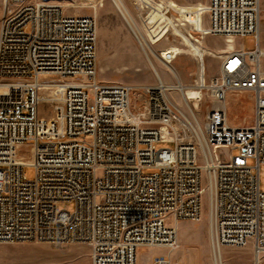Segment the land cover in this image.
Returning <instances> with one entry per match:
<instances>
[{
  "label": "built area",
  "instance_id": "2783aa9c",
  "mask_svg": "<svg viewBox=\"0 0 264 264\" xmlns=\"http://www.w3.org/2000/svg\"><path fill=\"white\" fill-rule=\"evenodd\" d=\"M127 10L148 55L175 38L202 51L183 27L239 43L210 60V74L201 57L192 84L179 80L167 49L154 56L169 64L171 82L155 71L150 85L101 81L94 15L1 0L0 243L85 244L91 264H136L139 247H160L152 264H178L170 252L180 246L179 222H199L206 210L215 264L225 248H250L251 264H264V0H130ZM242 91L253 93V118L234 126L228 95Z\"/></svg>",
  "mask_w": 264,
  "mask_h": 264
},
{
  "label": "rangeland",
  "instance_id": "374dc122",
  "mask_svg": "<svg viewBox=\"0 0 264 264\" xmlns=\"http://www.w3.org/2000/svg\"><path fill=\"white\" fill-rule=\"evenodd\" d=\"M56 2L64 7V11L68 14L94 15L97 23V42H96V65L97 78L101 81H111L125 83L132 86L150 85L156 83V76L153 71L160 73L168 82L172 78L166 73L168 66L164 64L148 49L149 55H145L144 51L135 39L131 27L133 24L127 22L112 0H45ZM130 0H122L124 5L129 8ZM163 3L174 2L178 6H188L206 0H160ZM140 2V0H136ZM136 25L139 28V24ZM260 39L264 44V19H261ZM189 31L194 38L195 43L200 47L204 45L202 51L197 50L187 40L185 45L180 39L175 38L176 42L171 40H162L156 43L152 48L154 53L158 50L170 49L172 47L180 48V52L175 54V60L172 66L176 69L180 66L183 71L184 81L179 80L183 84H192L196 78V74H191V66L196 63L194 55L197 56L198 62L200 58L205 59V71L210 74L211 67L209 62L221 55L226 50L227 44L222 38L206 36L202 37L196 32ZM238 41L231 43L233 48L237 47ZM246 49L254 47L252 36H247L242 40ZM187 44V45H186ZM191 49H187V46ZM191 51L192 53L188 52ZM146 51V50H145ZM205 51V54L204 52ZM206 52L208 54H206ZM218 53V55H214ZM157 55V54H156ZM158 56V55H157ZM195 56V57H196ZM151 57V58H150ZM153 65V67L151 66ZM198 65V64H197ZM187 94L192 98L196 93L189 89ZM209 102H205L196 107L203 113L208 107ZM228 120L234 124L245 125L250 123L253 118V93L242 91L228 95ZM167 146L158 144L157 147ZM168 146H173L169 144ZM236 153V150H232ZM251 162V161H250ZM249 162V163H250ZM24 173L31 179L34 175L32 166H25ZM259 184L264 190V162L259 166ZM207 206V198L204 196V207ZM57 208H67L71 210L73 203L70 201H59ZM178 236L180 246L170 252V256L178 264H214L213 256L209 246L208 238V217L206 210L203 218L199 222L182 221L178 224ZM166 250L160 247H139L137 249L136 264H151L153 257L165 253ZM223 264H251L252 251L250 248H226L222 250ZM0 264H91L89 258V250L85 244L79 243H36V242H15L0 244Z\"/></svg>",
  "mask_w": 264,
  "mask_h": 264
},
{
  "label": "crops",
  "instance_id": "0c3cea01",
  "mask_svg": "<svg viewBox=\"0 0 264 264\" xmlns=\"http://www.w3.org/2000/svg\"><path fill=\"white\" fill-rule=\"evenodd\" d=\"M113 1V3H114V5H115V7L117 8V10L119 11V13L121 14V16L125 19V20H128V10H127V7L124 5V3L122 2V0H112ZM0 2H1V0H0ZM173 6H178L176 3H174V2H170ZM158 4V3H157ZM159 21V23L162 25L163 24V22L164 21H162V19L160 18V16H157V14L155 13V12H152V14H151V21L152 22H154V21ZM262 29V28H261ZM261 46H262V48L264 49V44H263V42H261ZM149 48H150V50L152 51V48L149 46ZM166 50V49H165ZM167 50H169L171 53H172V55H175V54H177L178 52H180V48H178V47H172V48H170V49H167ZM164 51V50H163ZM204 52V54H205V51H203ZM154 53V52H153ZM206 54H208L207 52H206ZM154 55L155 56H157L155 53H154ZM171 55V56H172ZM214 55H218V53H214ZM194 56V55H193ZM158 57V56H157ZM194 59L196 60V63L198 64H193L192 66H191V70H192V72H191V74H194V73H197L198 74V71H199V62H198V58L197 57H195L194 56ZM209 64V66L211 67V71H213V69H212V64H211V62H209L208 63ZM168 67H169V64H166ZM180 66H182V65H179V67H177V69H178V74H179V77H180V80H183L184 81V76H183V71H182V68H180ZM158 74V73H157ZM196 74V75H197ZM182 81V82H183ZM194 81V80H193ZM185 82V81H184ZM229 121V120H228ZM229 123L231 124V125H234V126H239L238 124H234V123H232V122H230L229 121ZM0 244H2V243H0ZM141 248V247H140ZM226 249V248H225ZM151 264H152V260H151Z\"/></svg>",
  "mask_w": 264,
  "mask_h": 264
},
{
  "label": "bare ground",
  "instance_id": "6f19581e",
  "mask_svg": "<svg viewBox=\"0 0 264 264\" xmlns=\"http://www.w3.org/2000/svg\"><path fill=\"white\" fill-rule=\"evenodd\" d=\"M117 7V6H116ZM233 41H234V39H230L229 41H225L226 42V44H227V46L228 47H226V50L225 51H228V50H230V49H232L233 47H232V45H231V43H233ZM146 51H144V53H145ZM145 55H147L146 53H145ZM151 66L153 67V65L151 64ZM155 73H156V71H155ZM137 99V97H134L133 98V100H136ZM218 257V256H217ZM220 259H222V255H221V253H220ZM214 261V260H213ZM215 264V263H214ZM216 264H220L219 263V257L217 258V263ZM221 264H223V261L221 260Z\"/></svg>",
  "mask_w": 264,
  "mask_h": 264
}]
</instances>
